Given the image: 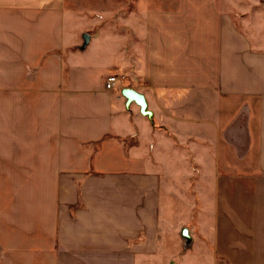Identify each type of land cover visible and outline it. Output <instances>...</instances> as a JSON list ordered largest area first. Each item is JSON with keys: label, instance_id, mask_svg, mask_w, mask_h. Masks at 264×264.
I'll return each mask as SVG.
<instances>
[{"label": "crops", "instance_id": "obj_1", "mask_svg": "<svg viewBox=\"0 0 264 264\" xmlns=\"http://www.w3.org/2000/svg\"><path fill=\"white\" fill-rule=\"evenodd\" d=\"M69 1L75 0H0L4 78L13 70L21 78L34 69L57 71L56 85L37 98L58 104L51 170L33 175L37 183H52V264H141L165 238L175 191H162V183L193 178L217 191L218 233L197 264H264V51L217 0H137L143 21L128 50L117 53L121 37L103 28V78L122 72L121 87L85 83L77 74L82 58L72 53L74 87L64 91ZM109 12H103L105 22ZM125 88L145 94L154 124L130 112L133 105L140 110L137 104L127 110ZM127 111L137 133L157 142L156 159L143 155ZM232 133L242 137L237 141ZM41 206L40 199L37 230ZM201 243L203 236L197 247Z\"/></svg>", "mask_w": 264, "mask_h": 264}, {"label": "rangeland", "instance_id": "obj_2", "mask_svg": "<svg viewBox=\"0 0 264 264\" xmlns=\"http://www.w3.org/2000/svg\"><path fill=\"white\" fill-rule=\"evenodd\" d=\"M136 1H69L65 14L67 42L65 53L62 54L64 68L61 90L67 91L74 87L68 64L72 53L77 58L81 56L79 65L84 68L77 70V74L88 85L96 87L103 85V81L106 84L111 75H119L123 81L127 78L124 73L115 70L103 78V28L114 33L112 35L121 37L122 48H118L117 53L128 50L132 40L130 36L138 27L136 24L143 21ZM81 2L86 7H81ZM217 4L221 11L231 16L237 29L250 39L255 49L264 51V0H217ZM107 11L111 12L104 16L111 15L112 18L109 17V21L105 22L103 12ZM122 13L124 20L117 22L115 16ZM85 35H89L90 39L83 48ZM135 39L138 40V34ZM15 65L16 62L13 61V68ZM26 74L27 78H21L20 72L13 70L10 78L5 79L0 70V264H52L54 254V221L50 211L47 212L53 194L52 183H37L33 175L36 170H42L43 174H50L48 171L51 170L49 163L51 146L54 144L53 135L50 134L53 131L52 111L58 104L38 102L37 98L43 90H48L50 84L56 85L57 71L53 68L46 72L34 69ZM4 79L8 86L4 85ZM52 89L50 91L53 94L54 88ZM127 112L135 138L141 137L140 141L144 145L143 155L148 159H156L157 142L151 136L143 135L142 130L137 133L138 128L132 121L130 112L141 114L140 110L133 105L130 112ZM142 118L150 122L147 117ZM231 137L237 140L242 136L232 133ZM186 155L195 164V157L190 152ZM161 186L162 191L171 187L175 191L170 201L171 207L165 215V238L162 245L154 249L152 256L141 264H197L200 262L198 258L207 257V247L213 246L218 233L215 184L206 183L202 187L193 178L188 182L162 183ZM163 197L161 207L164 213ZM40 199L41 227L37 230L39 214L36 212ZM184 229L189 230L192 238L189 245L182 237ZM201 235L205 244L201 243L197 247L202 241Z\"/></svg>", "mask_w": 264, "mask_h": 264}, {"label": "water", "instance_id": "obj_3", "mask_svg": "<svg viewBox=\"0 0 264 264\" xmlns=\"http://www.w3.org/2000/svg\"><path fill=\"white\" fill-rule=\"evenodd\" d=\"M89 35L84 36V46L83 48L86 47V45L89 42ZM122 96L126 99V108L127 110H130V106L135 103L140 107V112L143 116L147 117L152 124H154V113L149 109V104L147 102V98L145 94L137 91L136 89L133 88H125L121 92ZM182 237L187 240V244L189 245L192 241V238L189 234L188 229H184L182 232ZM171 264H175L174 262H171Z\"/></svg>", "mask_w": 264, "mask_h": 264}, {"label": "built area", "instance_id": "obj_4", "mask_svg": "<svg viewBox=\"0 0 264 264\" xmlns=\"http://www.w3.org/2000/svg\"><path fill=\"white\" fill-rule=\"evenodd\" d=\"M123 78L119 75H111L107 78L105 88L107 91H114L121 87Z\"/></svg>", "mask_w": 264, "mask_h": 264}]
</instances>
